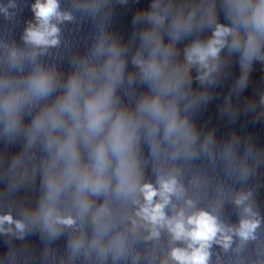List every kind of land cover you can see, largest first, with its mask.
<instances>
[{"label":"clouds","instance_id":"obj_1","mask_svg":"<svg viewBox=\"0 0 264 264\" xmlns=\"http://www.w3.org/2000/svg\"><path fill=\"white\" fill-rule=\"evenodd\" d=\"M57 0H46L35 5L36 16L40 21V28L29 29L27 40L35 45H55L57 40L55 35L58 29L50 26L49 21L53 16H58ZM258 25L264 27V0H261L257 9ZM229 29L217 26L207 46H193L186 54L189 63L196 62L205 64L208 57H216L219 48L216 45H222L223 37ZM51 37V39H49ZM251 44V39L249 41ZM137 64L142 63L137 60ZM111 65H109L110 67ZM151 74L159 75V66L155 63L148 65ZM49 77L46 74H40L33 80L32 86L40 95H47L49 91ZM94 81L89 79L85 83L79 77H74L67 89L66 94L57 101L55 105L47 109L36 121L37 128L49 127L55 131L62 128L66 123L69 124L66 138L61 144L58 157H66L69 175H74L79 166V157L76 150V139L79 133L84 134L85 140L95 139L94 148V168L97 173V181L93 190L98 192L101 184V174L109 162V149L118 159V175L121 188L127 187L128 191L135 190V183L132 182L134 172V162L130 159L131 146L134 141L135 129L129 123V117L124 113H116L113 116V87L112 84L105 83L99 87H93ZM154 111L159 112V101L152 103ZM173 125H169L168 131L172 130ZM98 138V139H97ZM87 177H85L84 186H87ZM175 180L161 181L160 190L157 191L151 184H143L140 191L143 194L145 205L142 206L138 215L143 216L145 220L153 225L166 224L169 230L174 234L175 239L190 237L191 240L199 242V248H196L190 255L180 249H175L172 256L182 262V264H206L207 252L205 249L208 242L211 241L220 231L214 217L206 212H200L196 216L187 219V224L194 227L187 231L185 229L183 212L172 220H168L164 214V207L169 202V194L175 191ZM159 195L162 203L153 205V198ZM3 219L11 220V217L5 216ZM66 224H72L73 220L68 218L63 221ZM20 227V225H17ZM256 227L255 223L248 221L242 222L240 235L247 237ZM152 235H158L153 231ZM225 239H228L225 237ZM191 247V245H189Z\"/></svg>","mask_w":264,"mask_h":264}]
</instances>
